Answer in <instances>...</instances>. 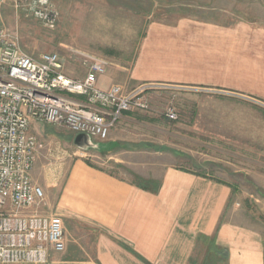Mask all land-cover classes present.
<instances>
[{
    "label": "crops",
    "instance_id": "crops-1",
    "mask_svg": "<svg viewBox=\"0 0 264 264\" xmlns=\"http://www.w3.org/2000/svg\"><path fill=\"white\" fill-rule=\"evenodd\" d=\"M227 1L240 13L232 22L188 16L151 22L131 63L108 65L97 85H202L264 100V0ZM242 3L251 13H243ZM62 71L72 78L85 74L65 65ZM134 111L122 113L92 159L72 157L58 188L46 179L52 168L45 161L59 145L52 143L67 139L63 132L72 140L77 133L30 122L29 131L43 145L31 178L43 186L45 212L58 214L65 229V248L50 251L48 264H264V226L237 213L230 183L164 164L158 156L143 164L137 143L146 146V140L124 137L127 124H145Z\"/></svg>",
    "mask_w": 264,
    "mask_h": 264
},
{
    "label": "rangeland",
    "instance_id": "rangeland-1",
    "mask_svg": "<svg viewBox=\"0 0 264 264\" xmlns=\"http://www.w3.org/2000/svg\"><path fill=\"white\" fill-rule=\"evenodd\" d=\"M50 1L57 12L53 29L16 9L13 0L0 5V21L24 52L34 57L58 52L65 67L73 71L87 70L88 54L104 57L112 68L122 62L129 65L151 22L170 24L188 16L222 23L232 22L240 14L234 13V4L227 0ZM241 5L243 13H251L249 3ZM225 8L231 13H225ZM144 83L154 84L146 91L149 106L134 112L145 124L124 126L125 138L146 140V146L137 143L143 150V164L148 166L158 156L164 164L205 172L230 183L237 213L246 221L258 220L264 226V100L202 85L174 87L170 83L142 82L133 87ZM168 108L174 109L176 118L166 115ZM42 127L47 125L43 122ZM63 134L67 139L54 141L52 144H59L54 157L45 159L52 168L46 179L55 188L72 157L92 159L91 154L97 155L96 149L109 138L90 137L93 146L80 147L67 131ZM122 169L126 175L127 170ZM40 210L45 212V206Z\"/></svg>",
    "mask_w": 264,
    "mask_h": 264
},
{
    "label": "built area",
    "instance_id": "built-area-1",
    "mask_svg": "<svg viewBox=\"0 0 264 264\" xmlns=\"http://www.w3.org/2000/svg\"><path fill=\"white\" fill-rule=\"evenodd\" d=\"M13 1L16 9L50 29L55 27L57 12L50 0ZM87 56L84 76L69 77L62 71L64 62L58 52L36 57L24 52L0 21V264H48L50 251L65 248L63 219L40 210L44 190L31 178L43 145L29 131L30 122L105 139L123 112L149 106L146 91L153 83L130 89L120 84L100 88L97 78L108 61L99 55ZM166 115L176 118L173 108Z\"/></svg>",
    "mask_w": 264,
    "mask_h": 264
},
{
    "label": "water",
    "instance_id": "water-1",
    "mask_svg": "<svg viewBox=\"0 0 264 264\" xmlns=\"http://www.w3.org/2000/svg\"><path fill=\"white\" fill-rule=\"evenodd\" d=\"M74 143L80 147L93 146L90 137L85 133H77L74 137Z\"/></svg>",
    "mask_w": 264,
    "mask_h": 264
},
{
    "label": "trees",
    "instance_id": "trees-1",
    "mask_svg": "<svg viewBox=\"0 0 264 264\" xmlns=\"http://www.w3.org/2000/svg\"><path fill=\"white\" fill-rule=\"evenodd\" d=\"M141 182H143V185H142V186H143L144 188H147V186H146V182H147V181L144 180V179H142ZM154 187H155V186H154ZM154 187H153V188H154Z\"/></svg>",
    "mask_w": 264,
    "mask_h": 264
}]
</instances>
